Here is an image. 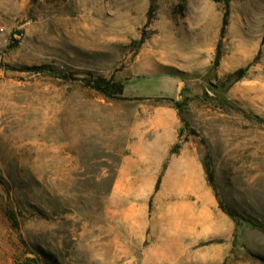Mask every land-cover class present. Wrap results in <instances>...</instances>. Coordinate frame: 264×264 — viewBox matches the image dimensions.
<instances>
[{
    "label": "rangeland",
    "instance_id": "obj_1",
    "mask_svg": "<svg viewBox=\"0 0 264 264\" xmlns=\"http://www.w3.org/2000/svg\"><path fill=\"white\" fill-rule=\"evenodd\" d=\"M0 264H264V0H0Z\"/></svg>",
    "mask_w": 264,
    "mask_h": 264
},
{
    "label": "trees",
    "instance_id": "obj_2",
    "mask_svg": "<svg viewBox=\"0 0 264 264\" xmlns=\"http://www.w3.org/2000/svg\"><path fill=\"white\" fill-rule=\"evenodd\" d=\"M228 2H229V0H225V6L227 8H228ZM227 11L228 10H226L224 18H223L222 30H224V27L227 24V20H226ZM90 83L95 90L101 92L104 95L121 98V95L123 92V85L115 82L112 79L107 80V79L102 78V77H94V78H92ZM159 183H160V179L158 178L155 189H157Z\"/></svg>",
    "mask_w": 264,
    "mask_h": 264
},
{
    "label": "crops",
    "instance_id": "obj_3",
    "mask_svg": "<svg viewBox=\"0 0 264 264\" xmlns=\"http://www.w3.org/2000/svg\"><path fill=\"white\" fill-rule=\"evenodd\" d=\"M165 113H166L164 117L165 119L162 122L163 135L165 139V143L163 144V147L167 148L169 144H171V142H173L175 138V128L177 127V121L175 119V116L172 110H169L168 112H165Z\"/></svg>",
    "mask_w": 264,
    "mask_h": 264
}]
</instances>
